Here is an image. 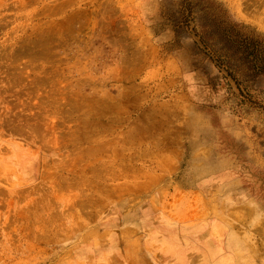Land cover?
<instances>
[{
  "label": "rangeland",
  "instance_id": "rangeland-1",
  "mask_svg": "<svg viewBox=\"0 0 264 264\" xmlns=\"http://www.w3.org/2000/svg\"><path fill=\"white\" fill-rule=\"evenodd\" d=\"M209 3L264 37V0H0V264H264V77L176 33Z\"/></svg>",
  "mask_w": 264,
  "mask_h": 264
},
{
  "label": "trees",
  "instance_id": "trees-1",
  "mask_svg": "<svg viewBox=\"0 0 264 264\" xmlns=\"http://www.w3.org/2000/svg\"><path fill=\"white\" fill-rule=\"evenodd\" d=\"M214 7L211 5L207 9L205 20L201 24L202 31H198L196 26L191 28L190 21L183 19L176 22V33L179 34L184 29L192 30L194 36L199 39L202 52L204 51L219 69L226 71L228 78L236 85H246V90L250 92V85H255L264 77V37L231 22L221 9ZM191 13H187V16L190 17ZM182 15L183 18L187 17L185 12ZM249 102L252 105L257 104Z\"/></svg>",
  "mask_w": 264,
  "mask_h": 264
}]
</instances>
